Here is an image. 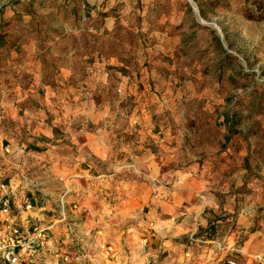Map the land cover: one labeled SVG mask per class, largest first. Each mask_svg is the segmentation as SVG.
<instances>
[{"label": "rangeland", "instance_id": "1", "mask_svg": "<svg viewBox=\"0 0 264 264\" xmlns=\"http://www.w3.org/2000/svg\"><path fill=\"white\" fill-rule=\"evenodd\" d=\"M5 136V186L62 191L76 171L78 207L107 208L111 231L187 207L207 221L187 248L262 250L264 0H0Z\"/></svg>", "mask_w": 264, "mask_h": 264}, {"label": "crops", "instance_id": "2", "mask_svg": "<svg viewBox=\"0 0 264 264\" xmlns=\"http://www.w3.org/2000/svg\"><path fill=\"white\" fill-rule=\"evenodd\" d=\"M42 115L45 116L44 113H27L30 118L26 121L31 120V125L27 128L30 134L40 136V133L46 132V126L44 127L40 120ZM33 116H38L37 122L33 120ZM9 141V136L0 140V170L7 172L14 164V158L6 156V151H13ZM77 174L76 171L70 173L69 187L62 191L60 189L56 192L47 191L43 183L33 184L35 180L25 184L26 187L30 184V189L22 188V191H19L14 187L17 189L16 192L8 198L0 193V200L8 199L12 207H23L24 201L27 200L33 203L34 207H43L41 215L35 217L47 221L62 220L61 224L54 227L49 238L47 253L49 261H55L56 257L53 259V256L61 254V251L70 255H80L81 251H84L89 258L87 262L76 261L72 264H264V248L260 250L262 240L254 234H249L245 238L240 253L237 249L231 250L229 257L225 252L223 256L217 253L213 258L216 249L213 248V252H206L207 246L200 245L199 243L203 242L198 239L191 241L187 248L182 242L183 236L193 233L198 226L205 227L207 223L205 219L195 224L190 223V212L187 207H170L172 210L163 207L165 209L162 208L160 212L159 207H140L142 209L140 221L133 222L128 228L126 226L130 223L129 220L121 222L125 224V229L118 222L116 231H111L109 217L106 214L107 208L91 207L89 204L78 207ZM62 196L65 203L64 211L59 208V199ZM35 217L31 212L22 213V218L26 222H31ZM210 236L206 241L211 243L214 236Z\"/></svg>", "mask_w": 264, "mask_h": 264}, {"label": "built area", "instance_id": "3", "mask_svg": "<svg viewBox=\"0 0 264 264\" xmlns=\"http://www.w3.org/2000/svg\"><path fill=\"white\" fill-rule=\"evenodd\" d=\"M16 188V187H15ZM0 183V193L4 197L13 196L17 189ZM64 196L59 199L60 210L64 211ZM33 203L24 201L23 207H12L8 199L0 200V264H72L76 261L85 263L89 259L84 251L80 255H70L61 251L49 261L47 258L49 238L56 225L62 220H43L35 217L41 215L43 207H34ZM24 211L31 212L35 218L26 222L22 218ZM61 217H64L62 215ZM48 219V218H47ZM66 218L64 217L63 220ZM29 221V220H28ZM67 228V227H66ZM58 251V250H56ZM60 252V251H58ZM237 264V263H228Z\"/></svg>", "mask_w": 264, "mask_h": 264}, {"label": "bare ground", "instance_id": "4", "mask_svg": "<svg viewBox=\"0 0 264 264\" xmlns=\"http://www.w3.org/2000/svg\"><path fill=\"white\" fill-rule=\"evenodd\" d=\"M149 184H152V182L151 181H149ZM181 189H183V187H180Z\"/></svg>", "mask_w": 264, "mask_h": 264}]
</instances>
